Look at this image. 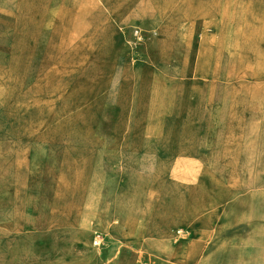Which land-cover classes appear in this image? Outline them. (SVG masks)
Returning a JSON list of instances; mask_svg holds the SVG:
<instances>
[{
  "label": "rangeland",
  "instance_id": "1",
  "mask_svg": "<svg viewBox=\"0 0 264 264\" xmlns=\"http://www.w3.org/2000/svg\"><path fill=\"white\" fill-rule=\"evenodd\" d=\"M140 9L139 24L121 31L96 16L86 29L45 25L35 40L13 15L0 35V171L24 175L30 208L43 205L49 228L59 222L45 232L44 264H103L115 243L95 240L85 222H124L137 242L213 215L246 224L221 225L206 251H179L195 235L178 228L172 251L154 261L134 248L137 263L264 264V151L223 120L227 94L264 98L253 72L264 66V0H140ZM257 119L252 133L264 134Z\"/></svg>",
  "mask_w": 264,
  "mask_h": 264
},
{
  "label": "crops",
  "instance_id": "2",
  "mask_svg": "<svg viewBox=\"0 0 264 264\" xmlns=\"http://www.w3.org/2000/svg\"><path fill=\"white\" fill-rule=\"evenodd\" d=\"M88 4L92 6L100 5L99 12H89L94 9H87ZM140 10V0H0V35L3 34L4 38V35L10 30L13 15L16 17L15 29L19 30L22 27L24 30L29 31V35L33 34L31 35L32 39L37 40L40 38L41 31L45 25L62 27L77 24L84 26V29H86L85 25L90 26L96 23V16L100 17V24H111L118 31H121L128 25L139 24L138 16ZM184 10L190 13L193 12L189 7ZM25 12L26 14L24 15ZM194 12L195 14L211 13L213 10L206 7L203 10L196 9ZM76 14L77 17L75 18ZM72 15L75 16L73 17ZM244 37L245 45L251 47L252 42L250 43V41L253 40L252 37L248 33ZM262 56H259L260 59H262ZM253 72L257 73V79L262 78L264 80L263 65L257 66ZM243 95L245 99H238L239 96H242L241 94L238 96L232 94L231 97L230 94H227L229 97L224 106L226 107L224 111L225 119H223L225 122L224 127H233L234 124H241L247 127L252 137L250 143L261 145L260 151L263 152L264 134H253L251 127L253 125L252 117H256L258 118L256 121L259 122L257 127L264 129V98H260L250 104L252 96ZM240 101H244V103L240 104ZM240 106H243L244 119H242V111L237 110V107ZM250 153L252 154L251 147ZM258 158L264 159V157ZM230 199L228 195V202H230ZM218 205L220 204L218 203ZM30 207L28 203V185L24 175L22 177V174L16 171L7 172L6 170H1L0 264H44L45 232L47 230L60 229L59 225L56 226L59 222H54L53 219L49 228L47 218L44 215L43 205L38 206L36 204L34 208ZM203 221L204 219H199L195 221L197 222L196 224L191 221H182L174 226L195 235L193 245L184 246L179 251H206L209 247L208 240L215 239L216 233L218 235V231L221 229V225L226 224L223 229L231 230L239 225L246 224V221L241 222L235 217L226 219L218 215L211 217V220L208 221L210 224H204ZM118 224L111 223L108 226L105 220L100 222L90 221L89 225L86 222L84 223L91 231L92 237L93 235L97 236L94 238L95 240L100 238L101 235H106L110 236V239L115 243L110 251H105L104 259L101 260L99 258L100 263L138 264L135 258L137 253L134 248L148 251L149 257H152L150 259L154 261H157L156 256H161L159 251H172L167 245L171 232L173 229L175 230V228H171V224L153 227L152 231H149L147 239L137 242L134 231L128 225L124 222H121V226ZM206 241L207 243H205ZM118 244L125 251H118ZM129 245L133 247L131 248ZM204 245L205 248L202 249Z\"/></svg>",
  "mask_w": 264,
  "mask_h": 264
},
{
  "label": "bare ground",
  "instance_id": "3",
  "mask_svg": "<svg viewBox=\"0 0 264 264\" xmlns=\"http://www.w3.org/2000/svg\"><path fill=\"white\" fill-rule=\"evenodd\" d=\"M174 231V234H173V236H176V235H178V234H180L181 233V231H179V229L178 228H175V230H173ZM172 231V232H173Z\"/></svg>",
  "mask_w": 264,
  "mask_h": 264
},
{
  "label": "built area",
  "instance_id": "4",
  "mask_svg": "<svg viewBox=\"0 0 264 264\" xmlns=\"http://www.w3.org/2000/svg\"><path fill=\"white\" fill-rule=\"evenodd\" d=\"M99 246V245H98Z\"/></svg>",
  "mask_w": 264,
  "mask_h": 264
}]
</instances>
